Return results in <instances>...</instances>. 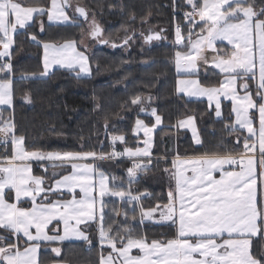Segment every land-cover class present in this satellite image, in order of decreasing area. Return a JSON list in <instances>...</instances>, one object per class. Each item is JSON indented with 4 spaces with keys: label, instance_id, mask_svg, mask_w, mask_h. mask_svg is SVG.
Here are the masks:
<instances>
[{
    "label": "snow or ice",
    "instance_id": "6c2138e0",
    "mask_svg": "<svg viewBox=\"0 0 264 264\" xmlns=\"http://www.w3.org/2000/svg\"><path fill=\"white\" fill-rule=\"evenodd\" d=\"M185 3L191 10L184 15L188 24L186 35L179 25L175 29L176 72L198 77L203 67L205 75L222 78L218 86H202L199 79H180L177 92L189 97H207L210 105L215 101L217 117L222 115L220 97L231 100L235 121L225 124V135L242 133V130L247 135H235L231 151L222 142L220 152L206 153L192 160L177 156L171 169H164L175 188L168 192L163 211H159L160 205L148 210L141 205L139 223L153 219L159 211L161 220L176 226V234L171 239L149 241L146 234L135 235V228L128 224L129 220L136 221L135 204L143 194H134L130 188L126 191L120 185L109 187L108 177L101 172L98 200L94 182L97 159L125 154L150 157L148 147L136 150L125 147L123 153L114 150L110 156L94 151H30L24 146L25 137L16 133L14 118L10 115L5 119L6 109H0V146L5 153L0 156V264H39L42 241L62 242L74 237L91 244L89 236L78 227L89 221L98 226L99 264H264V0H185ZM68 9H73L71 0H50L48 7L30 4L28 0H0V48L3 49L0 59L8 58L0 63V73L12 71L10 49L18 29H26L29 22L45 14L49 21L61 23H76L83 18L88 23V32L81 29L79 40L60 45L44 42L41 75H47L52 64L78 68V76L91 75L86 38L111 43L112 47L127 45L134 38V34L126 33L120 45L102 39L101 28L94 15L89 17L85 7L77 4L71 17ZM30 38L40 43L36 35ZM159 38L158 33L144 37L146 42ZM217 41L226 42L223 49L217 46ZM209 51L214 53L211 57L207 55ZM253 82L255 94L251 90ZM11 85L7 75L0 78V105L8 108L12 107ZM131 105L146 111L144 100L139 96L131 99ZM150 114L155 117V125H159L161 117L154 108ZM257 118L258 128L254 126ZM195 119L188 116L180 126H192L195 143L202 144L194 127ZM155 125L148 127L137 119L136 131L142 129L144 136L150 137ZM112 140L124 142L125 138L113 136ZM144 143L148 145L149 140ZM9 145L11 155H8ZM33 160L59 161L53 167L70 171L36 176L29 163ZM85 160L91 162L80 163ZM148 170L139 162L129 167V186L136 182L138 171ZM188 172L192 174L187 175ZM79 194L82 195L77 198ZM106 195L119 198L122 204L133 205V214L129 216L126 209L113 208L112 219H106L109 215L105 211L108 204L103 199ZM120 216L123 221L115 219ZM257 244L259 255L254 250ZM105 248L110 249L107 254ZM133 249L138 250L137 254H132ZM51 251L56 256L61 254L59 247Z\"/></svg>",
    "mask_w": 264,
    "mask_h": 264
},
{
    "label": "trees",
    "instance_id": "16d2710c",
    "mask_svg": "<svg viewBox=\"0 0 264 264\" xmlns=\"http://www.w3.org/2000/svg\"><path fill=\"white\" fill-rule=\"evenodd\" d=\"M48 1L28 0L30 4L43 6ZM75 2L85 7L91 16L94 15L107 40L120 45L127 33L134 34L132 40L139 41L129 53L122 51L125 45L112 47L111 43L102 44L89 56V77H74L68 71L55 70L45 78H19L22 75L42 72L41 44H61L72 39L79 40L83 29L72 24L44 23L41 31V17L35 19L30 26L14 35L11 49V65L15 75L11 80L12 107L5 112L14 118L16 133L25 137L24 146L27 150L61 153L94 151L109 156L113 136H124V145L130 148L140 146L141 138L132 133L134 122L142 118L147 119V124L152 123L150 117L139 111V106L131 105L132 98L141 97L145 109L149 112L154 108L161 117L162 127L154 132L151 151L154 160L150 163L149 170L140 173L137 181L132 184L134 190L131 191L134 194L148 193V197H141L140 202L135 204L137 218L141 205L148 210L167 203V190L172 188L173 180L164 169H171V162L168 159L167 162H162L160 157L170 145V139L166 136L174 133L173 125L177 120L185 116H195L198 135L202 141V144H195L187 130H177L179 138L176 140V146L178 153L182 155H211L221 151L219 146L222 142L231 151L235 135L243 137L245 133L242 131L235 135H225V124L232 122L229 104L222 103V117L216 118L214 109L205 100H190L175 93L176 76L172 64L174 50L171 30L174 23L181 22L176 16L178 11L189 8L185 0ZM187 28L188 24H185L184 33ZM150 31L160 35L159 39H154L158 45L144 50L141 39L146 42L144 37L149 35ZM32 34L37 36L40 43L29 41ZM211 71L209 70L210 73ZM197 78L203 86H217L222 77L205 75L204 71H200ZM251 90L255 91L254 83L251 84ZM25 97L29 98V102L25 101ZM149 97L150 100L146 99ZM120 146H123V142ZM4 154L0 153V156ZM156 158L159 159L156 161ZM95 164L108 175L111 186L114 176L122 181L128 180L126 172L129 164L126 161L108 160ZM47 170L49 172L51 168L47 167ZM41 171L34 165V174H41ZM104 201L108 204L105 210L109 214L106 218L108 220L112 219L113 208L126 209L129 216L133 214V205L130 210L124 208L127 204L120 206L118 200L111 196L105 197ZM115 219L123 221V216ZM128 224L135 228V235L146 234L149 241L171 239L175 236L174 225L144 221L141 224L131 220ZM92 227L93 225H90L87 230ZM56 246L61 250L60 256L52 255L49 250ZM254 250L259 255V244ZM100 251L97 242L90 247H87L85 241L45 243L41 246L38 261L39 264H99ZM104 252L106 254L108 251L104 249Z\"/></svg>",
    "mask_w": 264,
    "mask_h": 264
},
{
    "label": "rangeland",
    "instance_id": "374dc122",
    "mask_svg": "<svg viewBox=\"0 0 264 264\" xmlns=\"http://www.w3.org/2000/svg\"><path fill=\"white\" fill-rule=\"evenodd\" d=\"M58 2H59V0H58ZM71 2H72V5H73V9L75 8V6L77 5V3L75 2V0H71ZM50 5V0L48 1V6ZM80 5V4H79ZM47 6V7H48ZM73 9H69L68 10V14H69V16L71 17L74 13H73ZM89 17L91 18L92 16L89 14ZM41 18H43V19H45V17L43 16V17H41ZM199 18H197V20H198ZM41 22L43 23V25H44V22H43V20L41 19V20H39V27H41ZM50 22H59V21H56V20H53V21H50ZM72 25H76V26H81L82 28H83V31L85 32V33H87L88 32V23L87 22H84L83 20H81V19H79V20H77L76 21V23H72L71 21H69ZM95 22H96V24H98L99 25V23L95 20ZM65 23V22H64ZM48 24V23H47ZM175 24V23H174ZM173 24V25H174ZM99 27L101 28V30H102V39H106L105 38V35H104V30H103V28L99 25ZM173 27V26H172ZM198 30V29H197ZM20 30H18L17 32H19ZM153 31V30H152ZM172 31V30H171ZM152 34L153 32H149L148 34ZM186 33H187V31L185 32V35H186ZM147 34V33H146ZM146 34H144V35H146ZM172 45H173V50H174V52H173V57H172V64H173V70H174V74H175V76H176V83L178 82V80H180V79H198L196 76H192V77H188V76H185L183 73H181V74H178L177 72H176V67H175V51L177 50V46H176V44H175V33L172 31ZM80 36H81V33H80ZM30 40V42H34V43H37V42H35V41H32L31 40V38H29ZM193 39H195V37H193ZM121 40V39H120ZM120 40H116V42H119ZM139 40H130L129 41V43L127 44V45H125L124 47H123V49H122V51L124 52V53H129L130 51H132V49L134 48V46L136 45V42H138ZM66 42V41H65ZM84 43H86L87 45H88V50H87V55H88V57L91 55V54H93V52L96 50V49H98V48H100L101 46H102V44L103 43H98V42H96V41H92L91 39H88V38H86L85 39V41H84ZM54 44V43H53ZM61 44H63V43H61ZM141 44H142V47H143V49L144 50H146V49H148V47H152V46H155V45H158V42L156 41V40H152V41H150V42H144L142 39H141ZM56 45H60V44H56ZM224 45H226V42H220V41H217V46L218 47H220V48H222L223 49V47H224ZM13 47V46H12ZM12 49V48H11ZM3 49L2 48H0V51H2ZM142 51V50H141ZM214 53H212L211 51H209L208 53H207V55L209 56V57H211L212 55H213ZM8 59L7 58H2V60L0 59V63H4L5 61H7ZM10 63H11V58H10ZM42 67H43V72H44V50H42ZM57 68H60V69H66V70H63V71H67V70H69L68 72H70V74H72L74 77H88V76H90V75H87V76H85L84 74H80L79 76L77 75V73H78V68L77 69H67V68H63V67H60L59 65H56V64H52V65H50L49 66V69H48V74L49 73H51V72H53V70H55V69H57ZM91 68V67H90ZM200 71H204V69H203V67H201V69H200ZM215 71H218V70H215ZM42 73V72H41ZM41 73H39V74H34V75H32V74H30V75H22V76H19V78H45L44 76H46V75H41ZM4 75H7V77L8 78H10L9 80H12V78H14V72H13V70L11 71V73H0V78H2ZM47 77V76H46ZM203 86V85H202ZM218 86V85H217ZM177 87V86H176ZM221 98V97H220ZM222 98H224V97H222ZM147 99V98H146ZM226 100H228V99H226ZM25 101L26 102H29V98H26L25 97ZM222 103L223 102H221V108H222ZM211 104L215 107V101H212L211 102ZM210 106V105H209ZM1 108H3V109H6V108H8V106L7 105H0V109ZM151 111H149L148 112V110H146V111H144L143 112V115H145V116H148V117H150L151 118V124H147V119H142V118H138V119H140V120H142L143 121V123L146 125V126H148V127H152L153 125H155V117H153L151 114ZM10 116V114L9 113H7V112H4V118L5 119H8V117ZM192 116V115H191ZM214 116L216 117V118H220V117H217L216 115H215V111H214ZM187 117L188 116H185V117H181V119H179V120H177V122L176 123H174V125H173V127H174V133L172 134V133H169V134H167L168 136L170 135H173V136H175V137H173V138H175V140H177L179 137H177V134H176V131L177 130H180V129H182L181 127H179V125H180V122L181 121H184V120H186L187 119ZM221 117H222V115H221ZM178 123V124H177ZM159 127H162V121H161V123L159 124V125H155V128H154V131L152 132V134H151V136L150 137H145L144 136V132H143V130L141 129L139 132H137L136 131V121L134 122V125H133V130H132V133H133V135L135 136V137H140V138H143V141H145V140H149V142L151 143L152 141H153V138H154V132L156 131V129L157 128H159ZM182 127H184V128H187L188 130H189V133H190V135H191V138H192V141H193V143H195V141H194V137H193V128H192V126H182ZM194 127H195V129H196V131H197V127H196V121H195V123H194ZM178 133V132H177ZM141 134V135H140ZM197 134H198V131H197ZM199 136V135H198ZM120 143H122L121 141H119V140H117V141H115V142H113V140H112V147H111V153L115 150V152H117V153H123L124 152V150H125V147H127V148H130V147H128V146H126V145H124V142H123V146H120ZM137 143H139V142H137ZM175 143V145H176V141L174 142ZM196 144V143H195ZM174 145V146H175ZM172 147L170 146L169 147V149H171ZM175 148V147H174ZM130 149H132V150H136L137 149V147L136 148H130ZM176 150H177V146H176ZM110 153V154H111ZM110 154H109V156H110ZM127 157V155L125 154V155H118V156H116V157H113V158H107V159H103V160H100V159H97L95 162H98V161H108V160H111V161H126L128 164H129V167H130V165H131V163H132V160L130 159V158H126ZM154 158V157H153ZM154 160V159H153ZM156 161L158 160V158H156L155 159ZM161 160H163L162 162H167V160L166 159H161ZM33 161H36V160H33ZM43 161H45V160H43ZM91 162V160H85V161H80V163H90ZM152 162V161H151ZM170 162V161H169ZM30 163V165H31V168H32V174L33 175H36V176H50L53 172H57V173H67V172H69L70 171V169H68V168H62V167H55V168H53V169H51L49 172H48V170H47V173L45 172V169H47V167H49V166H47V165H54V164H59L60 162L59 161H52L51 163H32V161H30L29 162ZM132 164H134V163H132ZM34 165H36L37 167H39V169H41L42 171H41V174H34ZM142 165H143V163H142ZM96 168H97V165L95 164L94 165ZM128 167V168H129ZM149 167H150V164H149ZM148 168V167H147ZM97 172L95 173V175H94V182L96 183V186H97V189H96V195H97V199L99 200V196H98V191H99V176H100V173L102 172L106 177H108V175H106L103 171H101V170H99L98 168H97ZM140 173H142V172H140V171H138L137 172V177H136V181H137V179H138V177H139V174ZM126 177H127V179H128V176H127V172H126ZM113 184H116V185H120V186H122L123 187V189L124 190H129V188H130V190H134V188H132V185L131 186H129V184H128V180H126V181H122L121 179H118V178H116L115 176L113 177ZM107 183H108V185H109V187H111V181H110V178L108 177V180H107ZM77 193H79V190L77 189ZM82 194H79L78 196H77V198H80V196H81ZM105 197H107V195L105 196ZM105 197L103 198L104 200H105ZM143 197H148V193H143ZM117 197H114V199H116ZM118 200V202L120 203V206H124V204H122L120 201H119V198L117 199ZM97 208H99V204H97ZM124 208H128L129 210L130 209H132V206L131 205H126ZM106 210V209H105ZM139 214H140V212H139ZM140 219H141V217H140V215H138L137 216V218H136V221H140ZM151 220H154V218L153 219H144V222H150ZM136 221H133V222H136ZM74 223V222H73ZM153 223H155V222H153ZM90 225H93V227L91 228V229H89V231L87 230V228L90 226ZM162 225H171L170 224V222H168V223H164V224H162ZM79 229L80 230H83L84 232H85V234H87L88 236H89V239L91 240V244H89V243H87L86 242V244H87V247H90L93 243H95V242H97V243H99V237H98V231H97V224H95L94 222H92V221H89L88 223H81L79 226ZM49 228H51V225L49 226ZM59 229H60V234L62 235L63 234V223H61L60 225H59ZM34 231V230H33ZM50 234H54V232H50ZM70 241H83V240H79V239H76V238H74V237H72V238H70V239H67V240H65V241H62V242H70ZM48 244V243H61V242H47V241H42V242H40V244H41V246H42V244ZM99 246H100V244H99ZM56 247H58V246H56ZM53 247H51V248H49V250L51 251V249H52ZM21 249H23V244L21 245ZM40 250H41V247L39 248V250H38V257H39V252H40ZM105 250H107V251H110V249H107V248H105ZM137 251L138 250H136V249H133V252H132V254L133 255H135V254H137ZM51 253H52V255H55V253H53L52 251H51ZM106 254H107V252H106ZM56 256V255H55ZM52 264H54V263H52ZM59 264H65V263H61V262H59Z\"/></svg>",
    "mask_w": 264,
    "mask_h": 264
},
{
    "label": "crops",
    "instance_id": "0c3cea01",
    "mask_svg": "<svg viewBox=\"0 0 264 264\" xmlns=\"http://www.w3.org/2000/svg\"><path fill=\"white\" fill-rule=\"evenodd\" d=\"M48 6V3H46V5H45V7H47ZM69 10V9H68ZM44 17H45V19H43V18H40V20L42 19L43 20V22L44 23H48V24H51V25H68V24H71L70 22H65V23H61V22H50L49 20H48V18H47V14H45L44 15ZM33 23V21L32 22H29V25L28 26H30L31 24ZM27 26V27H28ZM18 30H24V29H18ZM41 47H42V44H41ZM42 50H43V47H42ZM10 51H11V49H10ZM7 58V57H6ZM8 59V58H7ZM2 60V59H1ZM43 66V65H42ZM55 70H66V69H60V68H57V69H55ZM55 70H53V71H55ZM67 71H69V70H67ZM42 72H43V67H42ZM52 73V72H51ZM50 74V73H49ZM49 74H47L46 76H48ZM46 76H44V77H46ZM89 77V76H88ZM254 83V87H255V82H253ZM177 83H176V79H175V93L177 94V95H179V96H183V97H185L186 99H190V100H205L207 103H208V105H210L209 104V101H208V99H207V97H189V96H187V95H185V94H183V93H178L177 92ZM238 91H239V89H238ZM240 94L241 95H243V92H240ZM253 94H255V91L253 92ZM220 100H221V102H224V103H227V104H229V107H230V112H231V116H232V123H234V121H235V114L234 113H232V111H231V109H232V101L231 100H226L225 98H220ZM210 107H212L213 109L215 108L212 104L210 105ZM1 109H3V108H1ZM6 109H11V108H6ZM251 111V110H250ZM221 112H222V108H221ZM221 118V117H220ZM178 124V123H177ZM254 126L255 127H257L258 128V118L256 119V123H254ZM179 127H181L182 129H185V130H187L188 132H189V130L187 129V128H184V127H182V126H180L179 125ZM159 128H161V127H159ZM159 128H157V129H159ZM156 129V130H157ZM244 133H245V135H247V132H246V130H242ZM141 135V134H140ZM168 139H170V145H169V147L171 146L172 148L171 149H169V147L168 148H165V150H164V155L162 156V157H160V159H168L170 162H171V165H170V168L172 167V162H173V160L177 157V156H179L181 159H188V160H192V159H196V158H199V157H201V156H203V155H182V154H179L178 153V151L176 150V145H175V138H173V137H175V136H173V135H167L166 136ZM154 139V138H153ZM175 145V146H174ZM9 147H10V149L8 148V152L10 153L9 155H11V151H12V149H11V145H9ZM145 147H148V149H149V151H150V153H151V151H152V147H153V141L150 143L149 142V144L148 145H145V143H144V141H143V138H141V140H140V146L139 147H137V148H140V149H143V148H145ZM175 147V148H174ZM126 158H130L131 160H132V163H136V162H139V163H143V165H146L147 167H149V164L150 163H148V161L150 160V161H152L154 158L152 157V154H151V156L150 157H129V156H127ZM159 159V158H158ZM51 163L52 161H48V160H45V161H32V163ZM57 162V161H56ZM131 163V164H132ZM47 166H49L51 169H53V168H55V167H53V165H47ZM187 175H191L192 173L191 172H188V173H186ZM216 178H219V175L218 174H216ZM174 188H175V183H174V181H173V186H172V188H170V189H168L167 190V198H168V192L170 191V190H174ZM141 197H143V196H141ZM116 199H118V198H116ZM167 203H168V200H167ZM166 203V204H167ZM165 205V204H164ZM156 208V207H155ZM164 209H163V205L160 207V210L159 211H163ZM159 211H157L155 214H154V220H151L149 223H152L153 224V222H155L154 224H164V223H168V222H170V221H165V220H161L160 219V215H159ZM148 220V219H147ZM174 227H175V234H176V226L174 225Z\"/></svg>",
    "mask_w": 264,
    "mask_h": 264
},
{
    "label": "built area",
    "instance_id": "2783aa9c",
    "mask_svg": "<svg viewBox=\"0 0 264 264\" xmlns=\"http://www.w3.org/2000/svg\"><path fill=\"white\" fill-rule=\"evenodd\" d=\"M191 9H190V7L189 8H186V9H183V10H181V11H178V14L176 15V16H178L180 19H181V22L180 23H175L174 25H173V27H172V31L175 33V29H176V27L179 25L182 29H183V26L185 25V24H187V22L185 21V19H184V15H185V12L186 11H190ZM198 17H196V19H197ZM4 152V149H3V146H0V153H3ZM133 166V164H131L130 165V167H132Z\"/></svg>",
    "mask_w": 264,
    "mask_h": 264
},
{
    "label": "water",
    "instance_id": "95a60500",
    "mask_svg": "<svg viewBox=\"0 0 264 264\" xmlns=\"http://www.w3.org/2000/svg\"><path fill=\"white\" fill-rule=\"evenodd\" d=\"M81 20H83V18H80ZM155 34V33H154Z\"/></svg>",
    "mask_w": 264,
    "mask_h": 264
}]
</instances>
